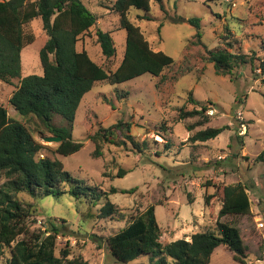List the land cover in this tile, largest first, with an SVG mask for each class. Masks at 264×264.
<instances>
[{
  "label": "rangeland",
  "instance_id": "1",
  "mask_svg": "<svg viewBox=\"0 0 264 264\" xmlns=\"http://www.w3.org/2000/svg\"><path fill=\"white\" fill-rule=\"evenodd\" d=\"M97 17V22L76 43L78 50L85 48L98 64L112 69L119 64L124 51L126 31L120 27L119 14L109 9L106 0H82ZM162 5V7L160 6ZM148 13L151 19L142 17ZM128 18L138 25L154 50L172 56L174 62L158 75L149 72L116 84L95 81L76 109L72 138L83 142L71 154H55L74 178L107 190L108 199L124 214L102 219L83 220L87 210L83 197L68 194L48 195L36 201L29 218L30 228L43 230L48 219L65 225L66 235L56 238L55 253L68 244L71 255H81L89 264H155L148 256L128 263L116 261L104 241L91 238L92 233L105 237L123 227L132 217L152 204L156 221L162 231L160 240L190 239L192 233L215 229L216 219L225 184L241 182L247 187L250 212L245 215H226L219 219L239 229L245 246L244 264H264V82L257 68L249 64L234 70L237 78L217 74L207 58L206 48L226 46L232 51L255 57H264V0H156L150 1L148 12L130 7ZM200 19V37L187 19ZM110 31L116 53L110 59L102 54L96 41L95 30ZM26 29L34 40L20 52V75L42 74L39 51L47 39L39 17L32 19ZM254 63H258L254 60ZM264 77V76H263ZM13 86L0 82V102L8 114L24 122L34 138L49 149L51 154L57 142H47L41 134H51L35 116H21L8 102ZM189 95L195 100L190 101ZM206 105L207 122L196 114L179 119V109H199ZM128 122L103 144V153L93 157V142L88 136L98 128L109 127L117 121ZM65 125L60 115L52 121ZM192 125L191 130L187 129ZM217 136L205 141H192L189 136L206 127L226 126ZM132 135V141L128 138ZM118 168L127 170L115 176ZM5 180L0 174V184ZM122 193L120 189H130ZM205 194H212L208 205ZM26 205L30 197L19 194ZM101 199L94 209L98 208ZM65 222H62L61 219ZM72 231V232H70ZM45 234V233H44ZM9 251L0 248V264H7ZM168 264H173L169 259ZM210 264H243L233 259L224 245L214 248Z\"/></svg>",
  "mask_w": 264,
  "mask_h": 264
},
{
  "label": "trees",
  "instance_id": "2",
  "mask_svg": "<svg viewBox=\"0 0 264 264\" xmlns=\"http://www.w3.org/2000/svg\"><path fill=\"white\" fill-rule=\"evenodd\" d=\"M109 9L119 14V24L126 31L123 56L112 69L98 64L87 50H78L76 43L97 22V17L82 3V0H0V82L13 86L8 102L21 116L32 115L42 121L44 127L53 135L61 137L51 154H42V149L49 147L36 140L29 127L8 114L4 103L0 102V174L5 180L0 184V248L7 247L9 257L7 264H89L81 255H71L68 244L62 247L59 255L55 253L56 238L66 235L65 225H58L48 219L43 230L30 228L29 218L36 201L52 195L68 194L77 199L83 197L87 210L82 212L83 220L102 219L124 214L108 199L110 193L118 191L111 186L107 190L98 185L88 184L82 179L74 178L64 168L55 154L68 155L78 151L83 142L72 138V125L76 109L82 96L88 92L95 81L116 84L139 76L144 72L160 75L174 59L162 50H154L145 38L140 27L127 16L130 7L150 9L151 0H106ZM160 3L161 0H156ZM162 7V5H160ZM39 17L47 39L39 51L42 74L20 75V52L34 40V34L26 29L27 24ZM142 17L151 19L146 13ZM200 37V19L196 16L187 19ZM228 35L222 39L226 46L218 45L206 48L207 58L213 64L217 74L237 78L234 70L249 64L255 72L258 68L264 82V57L259 58L240 51H232ZM96 41L101 54L110 59L116 53L114 40L110 31L100 28L95 30ZM264 47V45H262ZM257 60L258 63H254ZM192 102L195 100L189 95ZM206 105L199 109H179V119L202 115L207 122ZM60 115L65 125H55V115ZM126 127L128 122L121 120L109 127L98 128L88 138L93 142V157L103 153V144L113 143L115 132ZM226 126L206 127L189 136L192 141H205L217 136ZM192 125L187 129L191 130ZM132 141V135L128 134ZM264 149L257 155L263 160ZM127 170L118 168L115 176L125 175ZM130 189H120L122 193H131ZM26 193L30 200L24 204L19 194ZM212 194H205L208 205ZM103 199L104 202L95 208ZM250 199L247 187L241 182L225 184L222 187L221 205L215 222V229L202 230L190 235V239L177 238L162 242V231L156 221L154 206L148 205L123 227L105 237L92 233L91 238L98 237L105 242L110 255L119 262L148 256L155 264H210V257L215 247L224 245L234 260L245 263V246L239 229L219 218L226 215H245L250 212ZM62 222L65 220L62 218ZM72 232V231H70ZM45 233V234H44Z\"/></svg>",
  "mask_w": 264,
  "mask_h": 264
},
{
  "label": "water",
  "instance_id": "3",
  "mask_svg": "<svg viewBox=\"0 0 264 264\" xmlns=\"http://www.w3.org/2000/svg\"><path fill=\"white\" fill-rule=\"evenodd\" d=\"M40 138L44 141H47V142H51V141H54V142H60L61 140V137L58 136V135H51V134H41L40 135Z\"/></svg>",
  "mask_w": 264,
  "mask_h": 264
},
{
  "label": "built area",
  "instance_id": "4",
  "mask_svg": "<svg viewBox=\"0 0 264 264\" xmlns=\"http://www.w3.org/2000/svg\"><path fill=\"white\" fill-rule=\"evenodd\" d=\"M207 113H208V114H211V113H212V111H211V110H207Z\"/></svg>",
  "mask_w": 264,
  "mask_h": 264
},
{
  "label": "crops",
  "instance_id": "5",
  "mask_svg": "<svg viewBox=\"0 0 264 264\" xmlns=\"http://www.w3.org/2000/svg\"><path fill=\"white\" fill-rule=\"evenodd\" d=\"M9 98V97H8Z\"/></svg>",
  "mask_w": 264,
  "mask_h": 264
}]
</instances>
